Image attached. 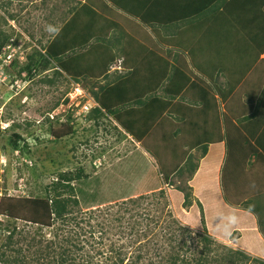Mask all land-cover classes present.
<instances>
[{"label": "rangeland", "instance_id": "rangeland-1", "mask_svg": "<svg viewBox=\"0 0 264 264\" xmlns=\"http://www.w3.org/2000/svg\"><path fill=\"white\" fill-rule=\"evenodd\" d=\"M48 1L55 5L64 0ZM25 2L26 5L32 2L34 7L41 0H0V29L12 35L4 50L6 55L0 61V207L7 196L15 199L45 197V186L58 172L75 169L81 164L91 177L75 183L80 205L75 206L63 221L56 220L51 226L41 227L28 220L0 214V254L4 252L5 257L11 260L19 257L26 264H64L59 257L63 252L69 254L65 264H85L87 261L90 264H169L170 258L177 255L185 259V264H197L200 260L206 264H260L254 260L241 263L239 257L229 261L230 249H242L236 242L242 235L238 232L239 226H236L242 215L241 208L215 199L214 196L223 197L224 191L221 180L216 181V190L210 191L214 181L210 183L207 161L202 159L197 164L201 171L199 180L197 177L189 179V175L185 178L171 175V185L163 181L159 160L163 156L165 160L162 162L172 163L178 155H172L170 150L178 141L176 124L181 118L173 114L168 122L163 120L156 126L158 134L152 132L150 139L159 144L161 154L155 151L148 154L142 144L116 134L115 124L110 119H100L99 124L86 120L87 111L91 110L87 103L93 100V92L98 91L94 79H87L88 86L81 91L78 85L54 70L50 72L53 78L51 84L43 83L44 77L49 79V74L41 70L31 76L27 73L17 76L18 67L26 63V57L33 48L29 45L32 42L27 43V39L16 38V30L23 26L28 16L22 11L21 22H18L15 11L19 13L26 6ZM68 3L75 6L76 0H68ZM36 21H31L34 23L33 31L36 24L40 26ZM192 23L197 21H181L174 27L178 31L186 26L185 31H189L195 42ZM142 25V32L145 30L148 35L153 32L150 26ZM25 27L30 29L29 23L24 24ZM242 27L243 30H234L236 27L227 26L224 30L229 37L221 45L230 46L233 44L231 40L237 39L236 45L252 51L253 44L255 47L264 44L244 40L245 33L254 34V31L250 26ZM250 44L252 46L247 48ZM206 45L218 51L216 47ZM11 56L15 58L16 67L8 66ZM14 72L15 80L12 81L9 74ZM78 92L82 94L79 96ZM56 103L59 105L54 107ZM68 115L75 119L76 134L65 138L53 135L52 130L61 129ZM13 133L21 136L15 147L10 144L11 139L14 140ZM103 149L106 151L101 157L91 159ZM258 162L256 165H261ZM199 183L201 186H198ZM177 187L194 189V204L190 208L181 207L182 201L175 190ZM142 194H145L142 203L132 204L129 201ZM252 199L264 205V195ZM123 201L125 203L120 205ZM175 201L177 206H174ZM198 202L204 210L208 233L214 237L209 246L201 238L204 228ZM251 207L256 208L257 204L252 203ZM118 208L122 210L118 211ZM140 212L146 215L138 216ZM178 225L192 230V236L183 229L178 230ZM9 226L11 230L16 227L17 231L14 243L5 246ZM249 227L243 226L244 231ZM254 253V256L264 258L258 252ZM120 259H123L122 263Z\"/></svg>", "mask_w": 264, "mask_h": 264}, {"label": "crops", "instance_id": "crops-1", "mask_svg": "<svg viewBox=\"0 0 264 264\" xmlns=\"http://www.w3.org/2000/svg\"><path fill=\"white\" fill-rule=\"evenodd\" d=\"M87 1L76 0L73 6L68 0L55 5L48 0H41L40 4L34 7L32 2L29 5L25 2L26 6L19 13L15 11V20L18 22H21L22 11L28 16L23 21V26L18 27L17 36L32 41L38 48H41L40 45L46 48L52 42L58 43L59 49L68 44L69 52L64 57L69 67L62 68L63 78L75 86L78 85L79 90L87 88V79H94L98 91L105 86L108 90L123 81L125 97L126 91H129L128 98L134 102L129 104V108H133L138 114L145 109L135 100L148 93V89L154 88L160 93L161 99L169 101V109L164 110L162 118L166 122L173 114L176 118H181L176 124L177 130L182 135L187 133L189 138L183 149L178 148L174 153L180 155L176 162H180L181 167L189 160V156L197 164L202 159L207 161L208 165H205L209 171L210 183L214 181L211 192L216 190V181L222 179V169L228 160V146L234 139L233 145L237 154L243 152L244 137L256 143V150L252 153L257 156L253 157V160L263 159L261 165L264 168V47L260 44L255 47L253 44L254 49L249 51L241 45H236L237 39H230L231 43L233 42L230 46L221 45L229 37L224 30L227 26L232 29L236 27L234 30H243L242 25L250 26L254 34L245 33L244 40L249 43L264 42V2L258 5L260 13L247 23H243L238 15L245 14L243 11L251 10L252 6L241 4L236 5L235 9L239 13L234 17L211 18L208 22L205 20L204 27L191 29L195 37L193 42L188 30L175 29V23L181 21L158 26L161 33H150L151 38L145 31L140 30L143 23L139 20H136L138 24L135 23L133 16L125 10L112 4L105 6L101 0H91V10L81 9ZM229 15L232 14L225 16ZM72 20L74 23H71ZM31 21L40 24L39 27L36 24L34 31V23ZM26 23H29L31 31L28 27L24 28ZM194 24L196 26L197 23ZM240 24L242 25L238 26ZM40 27L42 30L39 31ZM87 38L88 42L84 45ZM148 38L159 43L161 49L151 46L152 53L148 52L144 48ZM167 38L175 40V43L169 44ZM206 43L216 47L218 51L208 47ZM251 46L252 44L247 48ZM55 63L44 71L49 77L52 75L50 72H53L51 68L57 67ZM164 72L165 76L162 77L161 73ZM171 94L173 99L169 98ZM88 104L95 105L94 98ZM128 119L127 116L124 117V121L127 122ZM157 121L158 125L162 122L161 118ZM112 122L119 127L122 134L132 138L134 143H143L123 131L124 128L116 117L112 118ZM114 131L119 134L118 130ZM198 138L203 140V144L192 147V143ZM180 143L177 141L173 146L177 147ZM206 144L207 149L204 150L202 145ZM145 152L149 154L146 150ZM184 154L186 157L183 158ZM173 167L170 166L171 175L174 173ZM199 168L197 166L193 174L186 172L180 178L189 175V179H201L198 177L201 172ZM258 177L254 182L255 189L250 191L247 200L264 195V171ZM201 183L198 186H201ZM222 194L224 197V192ZM214 197L226 203L223 197ZM239 210L242 215L236 226H239L238 232L242 235L236 242L252 257H257L254 252L264 257V239L256 225V217L243 209ZM245 225L250 227L244 231Z\"/></svg>", "mask_w": 264, "mask_h": 264}, {"label": "trees", "instance_id": "trees-1", "mask_svg": "<svg viewBox=\"0 0 264 264\" xmlns=\"http://www.w3.org/2000/svg\"><path fill=\"white\" fill-rule=\"evenodd\" d=\"M105 6L113 5L117 8H121L128 12V14H131L133 16V21L135 23L136 20H139V22L143 23L144 25L150 26L153 30V34L155 32L161 33L160 30H158V26L166 25L167 22L169 24L173 21H185V20H191V21H199L197 22L196 26L194 23H192L191 29L194 28L195 30L197 27L206 25L204 21L207 22L211 18H229L234 17L239 12L237 9H235L237 4H241L242 6H252L251 10H244L241 16L238 15L240 19L243 20V23H247L256 16V14L260 13V8L258 5H261L264 0H101ZM91 3V0H88L86 3H84L80 8L91 10V6L89 5ZM223 7V8H221ZM80 10V9H79ZM85 11V10H84ZM227 14H232L229 16H225ZM75 20V19H74ZM74 20L71 21V23H74ZM203 20V21H202ZM202 21V23H200ZM138 24V23H137ZM141 26V25H140ZM245 26V25H244ZM196 27V28H195ZM204 27V26H203ZM249 27V26H245ZM140 28H143L141 26ZM187 28L186 26L181 27V31H185ZM145 31V30H144ZM16 30V38L18 37ZM147 33V32H146ZM148 37H151V34L149 33ZM152 38V37H151ZM12 40V35L5 33L3 30L0 29V61L3 56H5V48L9 45V42ZM16 40V39H15ZM166 41H169V44H174L175 40H172L171 38H167ZM29 41L27 40V43ZM32 42V41H30ZM88 42V38L83 43L86 45ZM148 43L145 44L144 48L148 50V52L152 53V47H155V49H161L158 45L159 43L155 42L154 40H151L148 38L146 41ZM83 44L81 46H83ZM29 45L32 48V51L27 55V61L23 65L18 67L17 76H21L24 73L29 74L30 76L35 73V71H45L50 69V66L58 62L60 65H57L61 68L69 67L66 64L65 61V54L69 52V49L67 46L68 44L62 45V48L59 49V44L56 42L50 43L46 48H43L42 45L41 48H38L36 45L32 43H29ZM264 44H261V46ZM150 47V48H149ZM68 49V50H67ZM264 49V48H263ZM262 49V50H263ZM73 50V48L71 49ZM164 52V51H163ZM170 55V53L168 54ZM170 57V56H169ZM11 61L8 66H17V63L15 61V58L11 56ZM56 64V63H55ZM159 75V74H158ZM161 76H165V72L161 73ZM9 77L11 80H15V72L9 74ZM44 77L43 83L51 84L53 83V79L50 77ZM123 81L115 84L114 87H107L109 88L106 90V86L104 89H101L99 91L93 92V97L97 100V102L100 104V107H102L104 110H102L100 107H96L91 115L95 120L97 124H99L100 119H110V118H117L119 120V124L121 127H123V131L126 133H129L135 140H141L143 141L142 146L144 149L149 152V154L152 152H157L158 154H161V151L159 149V144L150 139V134L152 132H157L155 130L156 126L158 125V121L161 118V121L164 119L162 118V114L164 110L169 109V104L167 102L161 99V96L157 93V91L152 88L148 89V93H146L143 97L142 95L139 96L135 101L139 104H142L144 111L141 113H136V111L133 108H129V104L134 103L133 100L129 99V94L126 91V97H125V89H123ZM177 96V95H176ZM169 98L172 97V94ZM66 101V100H65ZM59 103H56L54 107H57ZM126 108L128 110H126ZM158 108V109H157ZM159 111V112H158ZM161 112V113H160ZM68 114V113H67ZM126 114V115H125ZM69 118L67 122L65 121L64 126L59 130H52L53 135L65 138L67 136H73L76 134V122L72 115H68ZM127 116L128 121H124V117ZM136 118V119H135ZM47 121H49V117L47 116ZM112 121V119H110ZM125 122V123H124ZM157 124V125H156ZM187 124V123H185ZM115 130H118L119 134H121L123 137L126 135L122 134V131L119 129L117 125H114ZM177 136H178V143H180L177 147L173 146L170 150L171 154H174L176 150L179 148L183 149V145L189 140L187 137V133L183 134L177 130ZM158 134V133H157ZM153 135V134H152ZM12 137L14 140L11 139L10 144L15 146H18V141L21 139V136L18 133H13ZM126 139L132 140L129 137ZM237 140V139H236ZM244 143L242 145L243 152L237 154L236 149L234 148L235 145L233 143L235 142V139L231 142V144L228 146V155H227V163L222 169V187L224 189V201L231 206H235L238 208H241L251 214H253L256 217L257 226L259 229V232L261 233L262 237L264 238V205L261 203V201L248 199L246 197H249L250 191L252 189H255L254 182L262 175L264 168L262 165L258 164L256 165V162H258V159L256 158L255 161L253 160V157H256L257 155H253L252 151L256 150V143L251 142V140L244 137ZM228 141H230V136H228ZM78 147L77 142H75ZM200 144H203V140L200 138L195 139V141L192 143V147L196 146L199 147ZM204 150L207 148L206 145H202ZM153 147L157 148V150L153 149ZM201 147V146H200ZM174 149V151H173ZM106 151V149H103L99 155H93L91 159L94 160V157H101L103 153ZM163 151V150H162ZM124 154V153H123ZM120 156V155H119ZM180 155H176L174 157V161L172 163H165L162 162L165 160V157L162 156V160H159L162 163V170H160V173L162 174V179L169 185H171V171L170 166H174L173 168V174L179 177H182L183 174L186 172L193 174L197 168V163H194L193 160H191V156H189V160L183 163V166L179 167L181 165L180 162H176ZM182 157H186V154L182 155ZM191 160V161H190ZM254 162H253V161ZM263 159L260 160V162ZM93 162L92 160H90ZM176 162V163H174ZM259 163V162H258ZM227 165L230 167H227ZM230 168V169H229ZM85 166L83 164L79 165L75 169H67L64 171H60L56 174V177L45 186V197H29V198H18L15 199L11 196H7L4 198L3 202L1 203L0 207V214L4 213L10 218L15 219H23L28 220L29 222H32L34 224H37L41 227L43 226H51L56 220L63 221L67 214H70L72 212V209L75 206L80 205V200L77 195L76 184L79 181H86L90 179L91 174L87 173L85 171ZM256 178V179H255ZM189 188V187H188ZM177 190V194H179V200L182 201L183 208H190L194 204V199L192 189H183L181 187L175 188ZM164 193V191L162 190ZM165 194V193H164ZM145 194H142L136 198H131L129 201L132 202V204L142 203V200L144 199ZM176 197V195H175ZM183 198V200H182ZM246 198V200H245ZM178 200V198H176ZM125 200V199H124ZM127 201V200H125ZM123 201L120 203L122 205L125 203ZM176 202V201H175ZM252 203H256L257 207H251ZM175 204V205H174ZM174 206H177L178 203H174ZM200 202H198V206L200 207V210L202 212V224H203V235H201L202 240L206 243L207 246L212 244L214 242V237L208 233L206 221L204 220V210L201 206ZM177 208V207H176ZM122 210L118 208V211ZM126 210L129 211L127 208ZM117 211V212H118ZM125 212V211H124ZM129 213V212H127ZM139 213H136L137 215ZM146 215V213L140 212V215ZM146 217V216H145ZM148 217H146L147 219ZM149 220V219H147ZM178 220H176L177 222ZM15 225V224H14ZM178 230L183 229L186 231L190 236H192L193 232L192 230L185 229L184 226L178 225ZM7 237H6V245L11 246L14 241L13 237L14 234H16V227H13L11 230V227H7ZM232 254L229 257V261L234 260H241V263L247 262L249 260H254L260 264H264V259L259 257H252L248 253H246L242 249L233 250L230 249ZM0 258V263L3 262V264H9L12 262L15 264H26V262L23 259H19V257H15V259H7L6 254L2 252ZM68 253L63 252L60 253L59 257L61 262H67L68 261ZM171 257V256H170ZM169 257V258H170ZM141 258V256H139ZM169 264H185V259L183 257H180V255L171 257L169 260ZM123 262V259H120V263ZM64 263V264H65ZM51 264V263H49ZM67 264H70L69 262ZM85 264H90L88 261ZM153 264V263H152ZM197 264H206L202 262L201 260Z\"/></svg>", "mask_w": 264, "mask_h": 264}, {"label": "clouds", "instance_id": "clouds-1", "mask_svg": "<svg viewBox=\"0 0 264 264\" xmlns=\"http://www.w3.org/2000/svg\"><path fill=\"white\" fill-rule=\"evenodd\" d=\"M51 70H54V71H57V72L62 73V72H61L62 68H61V67H58V66H57V67L55 66V67L51 68ZM62 74H63V73H62ZM50 78L53 79L52 77H50ZM76 91H77V90H76ZM81 91H82V90H81ZM81 94H82V92H80V93L78 92L77 95L80 96ZM79 98H81V97H79ZM93 98H94V97H93ZM81 99H82V98H81ZM94 100H95L96 104H95V105H91V104H90L91 110H90V111H87V114H88V115L86 116V117H87L86 120L88 119L90 122H91V121H92V122H93V121L95 122V120L93 119V116L89 118V116L91 115L92 111H93L96 107H100V104L97 102V100H96L95 98H94ZM66 101H67V99H66ZM89 101H91V100H89ZM87 104H88V103H87ZM90 107H89V108H90ZM100 108H101L102 110H104L102 107H100ZM86 110H89V109H86ZM75 113H76V112H75ZM76 115H77V114H76ZM48 116L50 117V113H48ZM101 119H102V118H101ZM110 119H112V118H110Z\"/></svg>", "mask_w": 264, "mask_h": 264}]
</instances>
